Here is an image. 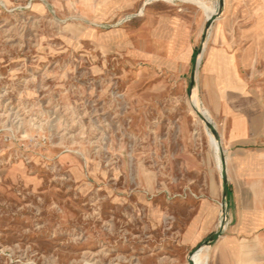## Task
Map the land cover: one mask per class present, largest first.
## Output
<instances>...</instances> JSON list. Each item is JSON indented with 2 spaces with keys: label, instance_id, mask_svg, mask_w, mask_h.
<instances>
[{
  "label": "rangeland",
  "instance_id": "rangeland-1",
  "mask_svg": "<svg viewBox=\"0 0 264 264\" xmlns=\"http://www.w3.org/2000/svg\"><path fill=\"white\" fill-rule=\"evenodd\" d=\"M143 2L0 0V264H169L179 118L220 153L191 72L169 86L133 57Z\"/></svg>",
  "mask_w": 264,
  "mask_h": 264
},
{
  "label": "crops",
  "instance_id": "crops-1",
  "mask_svg": "<svg viewBox=\"0 0 264 264\" xmlns=\"http://www.w3.org/2000/svg\"><path fill=\"white\" fill-rule=\"evenodd\" d=\"M145 1L133 57L164 75L169 86L182 87L217 0ZM200 56L195 90L217 133L228 182L227 223L212 245L200 248L208 249L200 264H264V0H223ZM194 129L187 117L179 118L180 149L171 154L178 170L166 173L167 181L191 184L181 188L180 206L158 212L172 215L164 237L169 264H184L221 220L220 154L218 162L205 135L196 137Z\"/></svg>",
  "mask_w": 264,
  "mask_h": 264
},
{
  "label": "water",
  "instance_id": "water-1",
  "mask_svg": "<svg viewBox=\"0 0 264 264\" xmlns=\"http://www.w3.org/2000/svg\"><path fill=\"white\" fill-rule=\"evenodd\" d=\"M222 8H223V0H218L217 12L214 13L213 15H211L207 19V21H206V23L204 25V28L202 30L199 47L197 49V55H196V58H195V60L193 62L192 68H191V74H190V80H189V89H190L191 95H192L193 90L195 89V76H196V60H197V57L201 54V51L203 49V45L205 43L207 31H208L211 23L221 14ZM198 117L205 124V126L209 129L210 133L215 137V140L218 142L220 159H221V163H222L223 189H222V204H221V214H222L221 215V222H220L219 229L216 232H214L212 235H210L203 242L202 247H208V246L212 245L219 238V236L221 235V232H222V226L225 224V220H226V202H227V178H226V171H225L224 155H223V152H222L220 144H219L217 133H216L214 127L207 121V119L203 115L198 114ZM194 253H195V251L192 252L189 255L188 264H193V262H192V260L190 258H191V256Z\"/></svg>",
  "mask_w": 264,
  "mask_h": 264
},
{
  "label": "bare ground",
  "instance_id": "bare-ground-1",
  "mask_svg": "<svg viewBox=\"0 0 264 264\" xmlns=\"http://www.w3.org/2000/svg\"><path fill=\"white\" fill-rule=\"evenodd\" d=\"M194 113H195L196 115H198V114L203 115L201 112H199V111H197V110H195V109H194ZM213 145H214V147H217V145H218V142L215 140V138H214V140H213ZM199 256H200V254H197V255L194 256V258H193L194 261L196 262V264H198Z\"/></svg>",
  "mask_w": 264,
  "mask_h": 264
}]
</instances>
